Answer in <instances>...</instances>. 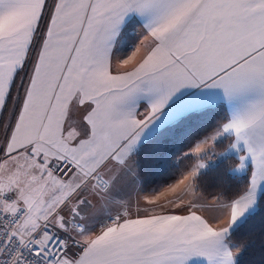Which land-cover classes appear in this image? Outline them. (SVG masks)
Segmentation results:
<instances>
[{"label": "snow or ice", "instance_id": "obj_1", "mask_svg": "<svg viewBox=\"0 0 264 264\" xmlns=\"http://www.w3.org/2000/svg\"><path fill=\"white\" fill-rule=\"evenodd\" d=\"M257 217L264 0H0V264H243Z\"/></svg>", "mask_w": 264, "mask_h": 264}, {"label": "trees", "instance_id": "obj_2", "mask_svg": "<svg viewBox=\"0 0 264 264\" xmlns=\"http://www.w3.org/2000/svg\"><path fill=\"white\" fill-rule=\"evenodd\" d=\"M152 171V168L146 166L144 175L150 177ZM239 235L252 245L243 259V264H264V247H261V239L264 236V221L257 217L250 221Z\"/></svg>", "mask_w": 264, "mask_h": 264}]
</instances>
